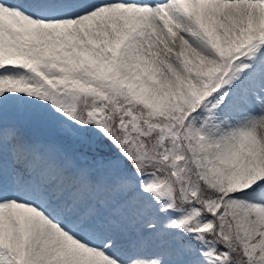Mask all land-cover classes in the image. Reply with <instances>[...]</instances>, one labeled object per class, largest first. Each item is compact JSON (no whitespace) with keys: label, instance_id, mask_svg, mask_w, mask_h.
I'll return each instance as SVG.
<instances>
[{"label":"snow or ice","instance_id":"6c2138e0","mask_svg":"<svg viewBox=\"0 0 264 264\" xmlns=\"http://www.w3.org/2000/svg\"><path fill=\"white\" fill-rule=\"evenodd\" d=\"M0 264H264V0H0Z\"/></svg>","mask_w":264,"mask_h":264}]
</instances>
